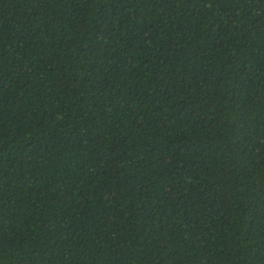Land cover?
<instances>
[{"label":"trees","instance_id":"1","mask_svg":"<svg viewBox=\"0 0 264 264\" xmlns=\"http://www.w3.org/2000/svg\"><path fill=\"white\" fill-rule=\"evenodd\" d=\"M0 264H264V0H0Z\"/></svg>","mask_w":264,"mask_h":264}]
</instances>
